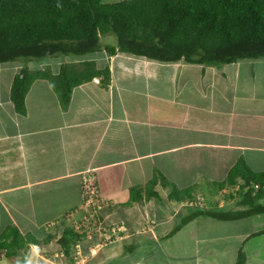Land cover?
<instances>
[{"label":"crops","instance_id":"crops-1","mask_svg":"<svg viewBox=\"0 0 264 264\" xmlns=\"http://www.w3.org/2000/svg\"><path fill=\"white\" fill-rule=\"evenodd\" d=\"M103 52L101 61L91 60L98 70L108 67V85L95 78L74 88L63 108L49 82L36 79L25 95L23 113L9 96L22 64L18 69L0 64V234L12 227L36 242L15 256L0 250V264L36 259L37 264H73L57 240L76 220H70L74 214L61 219L65 214H84L83 178L94 179L99 230L81 238L76 264H103L115 255L136 257L138 264H162L147 261L158 239L167 238L179 220L175 213L183 202L169 197L173 189L177 194L192 189L191 195L199 186L210 190L225 182L239 160L264 172V59L211 67ZM4 69L12 73L7 83L2 82ZM151 192L156 195L148 198ZM131 194L141 199L133 200ZM262 215L229 222L241 226L250 220L252 229L244 230L252 234L264 229V223L256 226ZM202 226L195 228L205 231ZM240 231L228 234L232 255L224 248L218 256L217 248L209 250L217 238L206 231L201 241L193 235V245L184 246L187 260L179 264H209L208 257L192 254L200 243L210 258L230 257L234 264V255L245 246L236 240L247 235Z\"/></svg>","mask_w":264,"mask_h":264},{"label":"trees","instance_id":"trees-1","mask_svg":"<svg viewBox=\"0 0 264 264\" xmlns=\"http://www.w3.org/2000/svg\"><path fill=\"white\" fill-rule=\"evenodd\" d=\"M107 35L115 37L114 45H101L100 39ZM102 50L109 56L125 53L162 63L182 60L211 67L264 59V0H0V64L61 56L69 61L64 60L56 74L46 65L36 70L26 65L20 68L9 94L18 113L24 112L25 95L36 79L49 82L63 108L74 88L95 78L108 85V67L98 70L92 60L72 63ZM155 184L153 180L151 186ZM224 187L237 188L240 199L234 206L240 211L191 208L177 218L169 236L199 216L235 221L264 213V172H254L239 160L218 185ZM191 192L177 194L173 189L169 197L185 202ZM151 193L148 198L156 195ZM131 197L141 199L134 194ZM262 234L264 229L249 237ZM84 236L66 228L57 240L60 251L73 264L79 261L75 251ZM35 243L16 228H6L0 234V250L7 256L25 253L29 244ZM247 261L248 255L240 249L234 264Z\"/></svg>","mask_w":264,"mask_h":264},{"label":"rangeland","instance_id":"rangeland-1","mask_svg":"<svg viewBox=\"0 0 264 264\" xmlns=\"http://www.w3.org/2000/svg\"><path fill=\"white\" fill-rule=\"evenodd\" d=\"M105 2L109 1V0H104ZM119 1H123V0H112L113 3L119 2ZM116 42L115 37L113 35H107L104 36L100 39V43L102 46L104 45H114ZM104 53L103 50L101 52H97V53H93V54H89L86 56H83L79 61L74 59L72 61V63H80L81 60H91L92 58H98V61H101V54ZM73 58V57H71ZM69 63V61L67 59H65L64 56L58 57L57 58H46V59H41V60H17V62L11 63V65H7L4 66L8 67V66H16V69H18L17 67L19 66V64H22V66L26 65L30 70H36V69H40V67H42V65H46V68H50L51 71L52 70H57L60 66V64H62L63 62ZM26 63V64H25ZM102 62H100L99 64H101ZM20 67V66H19ZM14 72V71H11ZM11 76L12 73L8 72L7 70L4 69L3 71V75H2V82H9L11 81ZM5 83V84H6ZM6 91V90H4ZM217 183V182H215ZM218 183L214 184L213 188L210 190L205 188L204 186H199L200 189H197L196 191L193 192V194L191 195V198H188L185 202H183V205L181 208H177V210L172 206V211L176 210V216L177 218L180 217V214L188 213L187 210L189 209H198V210H214V211H237V210H241L239 207L234 206L236 204V202H238V200L240 199L238 196V192H237V188L235 187H227V188H223V189H217L218 188ZM187 202H189L190 204H196V206L198 207H190V205L187 204ZM263 202V201H262ZM77 210V209H76ZM75 210H71V212H68L67 214H65L63 216V220H66L65 218L69 217V214L73 213V217L70 218L71 219H76L74 220L75 222L81 221L82 217H83V213H81L80 211H78L77 213L74 212ZM171 211V213H172ZM98 212V211H97ZM96 212V213H97ZM181 212V213H180ZM96 215V214H95ZM255 215V214H253ZM96 217V216H94ZM198 219H201L200 221H196V222H192L193 220L189 221L187 224H185L183 227H181L177 232H174L173 234H171V236L167 237V238H159L158 241L155 243L156 246V250L154 253V256L152 257V259L148 260V262H161L162 264H170L171 263V258L176 257L177 254H179L177 256V258L173 261V264H179L181 263V261H183V263L187 260L188 255L186 256V254H189V251H184L185 247H190L193 245L192 242V238L194 237V240H204L200 234H202L203 232L206 231L205 234H211V237L213 238H217L216 242H209V250L210 248L212 249H216L217 248V256L218 253L220 252L221 248H224L230 255L233 254V250L232 248H230L229 245V241H228V234H230L229 232H232L233 234V230H242L240 232L245 233L247 232L244 229H248L251 228V221L248 220V222L243 221L241 223H232L229 221H219L217 219L214 218H205V217H199ZM94 220H92L93 222ZM192 222V223H191ZM177 222H173L171 225V230L173 231L175 229V225H177ZM262 223H264V215H262L261 217H259V220L256 223V226L261 225ZM198 224H202L204 228H207L205 231L202 230L201 228H195L198 226ZM212 224V225H210ZM218 224V225H217ZM212 226V227H211ZM240 226V227H239ZM243 227V228H242ZM72 228V227H71ZM174 228V229H173ZM195 228V229H194ZM193 229V230H192ZM252 229V228H251ZM253 229H255L253 227ZM191 230V231H190ZM194 235V236H193ZM249 235H251L250 231L247 232V235H242L241 240H237V242H244L245 246L244 249L240 248L242 250H245V252H248V261L247 264H264V238L261 239L259 238V236L256 237H249ZM86 237V236H85ZM118 236H116L115 238L117 239ZM223 237V241L221 240V238ZM109 238V237H108ZM149 238V237H147ZM108 240V239H107ZM245 240V241H244ZM203 244V243H202ZM208 244V243H207ZM120 246H122L120 244ZM198 250L197 253H192L194 254V257H200V259H204L205 257H208V259H205V261L209 262V264H229L231 262V258L230 257H226V259H223L221 257L215 258V256H212L211 258L209 257L210 255L205 251V248H203V245L197 244L196 245ZM123 247V246H122ZM202 253H200V251L202 250ZM109 250V249H108ZM123 250V249H122ZM178 250V253H175ZM235 252L237 253V248L235 247ZM124 253V250H123ZM199 253V254H198ZM232 253V254H231ZM237 254L234 255V261L237 258L236 256ZM29 256V254H28ZM28 256H26V259L28 260ZM181 257H184L181 260ZM159 258H164L159 260ZM165 260V261H164ZM32 261V259H31ZM34 261V260H33ZM138 259L132 256V258H127V255H115V256H110L109 258H107L105 261H103V264H138ZM216 261V262H215ZM38 260L36 259L35 262H33L32 264H37Z\"/></svg>","mask_w":264,"mask_h":264},{"label":"built area","instance_id":"built-area-1","mask_svg":"<svg viewBox=\"0 0 264 264\" xmlns=\"http://www.w3.org/2000/svg\"><path fill=\"white\" fill-rule=\"evenodd\" d=\"M94 179H86L83 178V192H84V202L81 206V209L84 214L81 221L75 222L73 221L71 227L74 229L76 233L86 234L88 236L95 234L93 230H99V227H96L95 214L98 210H100V202L98 201V197L96 194V188L94 186ZM191 207H198L196 204H188ZM76 212V211H74ZM73 215V213L69 214ZM92 220H94L92 222ZM79 246H76L78 252Z\"/></svg>","mask_w":264,"mask_h":264},{"label":"clouds","instance_id":"clouds-1","mask_svg":"<svg viewBox=\"0 0 264 264\" xmlns=\"http://www.w3.org/2000/svg\"><path fill=\"white\" fill-rule=\"evenodd\" d=\"M81 61H83V60H81ZM85 61V60H84ZM187 204H189L188 202H187Z\"/></svg>","mask_w":264,"mask_h":264}]
</instances>
